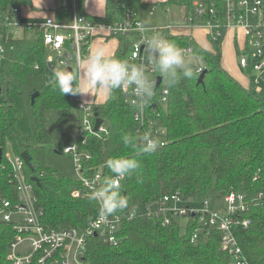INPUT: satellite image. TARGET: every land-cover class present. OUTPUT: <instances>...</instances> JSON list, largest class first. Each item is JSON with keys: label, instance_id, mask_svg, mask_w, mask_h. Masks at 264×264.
I'll return each mask as SVG.
<instances>
[{"label": "trees", "instance_id": "obj_1", "mask_svg": "<svg viewBox=\"0 0 264 264\" xmlns=\"http://www.w3.org/2000/svg\"><path fill=\"white\" fill-rule=\"evenodd\" d=\"M210 2L217 0H209ZM164 4L186 6L193 13L190 0H165ZM33 7L32 0H0V16L14 7ZM115 0H107L103 16H90L94 22H107L119 16ZM161 36L183 49L192 46L199 62H194V77L181 79L175 86L166 85V103L154 99V117L167 132V143L153 153H144L126 145L124 137H138L133 106L122 89L114 90L105 102L94 104L95 115L102 126L92 134H78L77 143L83 156L85 171L93 176H111L106 167L110 158L133 157L140 168L122 180L121 194L128 207L123 215L118 242L104 235L90 237L85 260L88 264H231L232 256L222 247V231L211 226L199 231L195 242L191 235L196 223L182 228L179 220L164 223L158 212L161 198L179 191L185 201H202L216 193L242 194L245 210L236 215L248 226L238 225L235 233L251 264H264V95L246 87L222 64L223 35H208L211 46L203 47L192 33H173L160 29ZM119 41L114 57L126 61L131 35L113 34ZM0 200H18V181L14 167L7 158L9 148L14 154L28 152L32 168L24 167L26 181L33 186L35 205L43 209L42 221L49 228L84 227L99 214V204L90 199L91 192L80 179L60 175L47 156L55 148L56 136L50 119L64 131L73 111L79 108V95H62L54 81L47 80L46 49L43 34L16 35L8 26H0ZM205 71L198 82L196 69ZM38 95L34 98V94ZM20 96L28 107L33 137L18 127L21 114L14 96ZM79 127V123H78ZM37 176L39 182L33 180ZM80 196H75V192ZM134 213L133 216H130ZM11 225L0 223V264L7 260Z\"/></svg>", "mask_w": 264, "mask_h": 264}, {"label": "built area", "instance_id": "obj_2", "mask_svg": "<svg viewBox=\"0 0 264 264\" xmlns=\"http://www.w3.org/2000/svg\"><path fill=\"white\" fill-rule=\"evenodd\" d=\"M68 0H61L63 6H67ZM71 16L67 20L57 21L47 17L42 21H23L21 8L14 7L10 13L0 16V26L8 25L16 35L22 29L26 34H43L46 49V67L52 72L59 67H68L74 64V57L79 54L84 57L91 50L93 38L97 32L103 31L106 36L113 34L131 35L126 61L142 67L145 74L154 83V95L147 104L140 108L137 106L133 86L126 85L122 88L126 100L133 106V118L137 124V134L148 132L156 136L165 145L167 132L162 123L154 117L158 96L159 102L166 103L169 99V89L166 79L163 77L159 86L158 77L161 76L154 70L149 62V53L144 44L148 35L161 36V31L154 25H150L137 9L127 0H115L119 16L107 22H94L81 11L78 0H72ZM141 28H137V24ZM203 26L214 38L223 35L230 28L242 27L244 29V41L240 65L246 68L253 76L252 83L264 81V0H217L208 4L198 3L190 15H188L179 28L195 29ZM171 28V26L169 27ZM185 52L193 53L192 46L183 48ZM4 48L0 46V52ZM55 57V61L51 60ZM196 71L201 73L203 67ZM79 95V94H78ZM151 104V106H150ZM79 101L81 120L78 134H92L95 131L96 119L94 105ZM104 129V127L100 126ZM99 128V129H100ZM163 137V139H161ZM77 140V139H76ZM74 143L64 147L65 153L73 155L79 179L90 192L98 187L103 179L102 172L90 176L83 167V156L79 144ZM12 163L18 181V200L12 202L8 199L0 200V223L12 226L13 233L8 243L7 260L13 264H88L85 260L87 242L90 237L104 235L106 239L117 243L119 230L122 226L123 215L115 214L107 221L100 218L99 214L84 227L49 228L42 221L43 209L35 205L36 198L32 194L33 186L26 181L24 167L26 166L21 155L11 157L6 155ZM123 179L119 181L121 184ZM75 196H80L76 191ZM227 202V209L220 211L218 207H210L208 199L203 209L193 208L189 200L185 201L179 191L165 194L158 203V212L163 215L164 223L170 224L173 219L179 220L182 228L188 222L196 223L191 235V241L195 242L199 231L211 226L222 231V247L232 256L231 264H251L237 238L235 229L238 225L248 226L249 221H240L237 213L245 210L244 196L230 192L223 196ZM131 213L130 216H133Z\"/></svg>", "mask_w": 264, "mask_h": 264}, {"label": "clouds", "instance_id": "obj_3", "mask_svg": "<svg viewBox=\"0 0 264 264\" xmlns=\"http://www.w3.org/2000/svg\"><path fill=\"white\" fill-rule=\"evenodd\" d=\"M137 28H141L139 23ZM144 44L149 53V62L167 80L170 87L175 86L181 79L194 77V60L174 42L162 36L148 35ZM54 77L63 96L83 95L91 93V89L102 90L110 95L116 89L131 85L137 106L143 108L154 95V83L142 67L114 57L102 46L89 50L84 57L76 54L74 64L56 68ZM124 143L133 147L138 144L144 153H153L162 142L146 132L136 138L126 135ZM106 167L112 175L103 177L99 186L91 189L90 195V199L99 204V216L105 221L128 207L129 200L121 194L119 181L133 175L140 168V163L133 157L118 156L108 159Z\"/></svg>", "mask_w": 264, "mask_h": 264}, {"label": "rangeland", "instance_id": "obj_4", "mask_svg": "<svg viewBox=\"0 0 264 264\" xmlns=\"http://www.w3.org/2000/svg\"><path fill=\"white\" fill-rule=\"evenodd\" d=\"M44 1V0H43ZM163 0H155L150 2L151 4H145L144 6H133L137 9L141 14H146L147 21L152 23L159 29H167L170 27V14L168 10L170 7L164 6L162 4ZM191 4L195 3L200 4H208L209 0H190ZM39 3H42V0H38ZM186 8L182 7L179 4V23H182L184 20ZM44 17H55L52 13H45ZM184 17V18H183ZM56 18V17H55ZM64 16L61 15L56 18L57 21H63L67 19H63ZM186 29V28H185ZM173 30V28L171 29ZM185 32H190L189 30H185ZM19 35L22 36L25 32L20 29ZM101 33H104L101 31ZM192 35L195 37L197 42L201 44L203 47L209 48L211 46L210 41L208 40V34L204 31L203 26H199L195 28ZM235 36H238L236 38ZM244 37H242V27H234L228 29L224 33L223 44H222V64L223 66L232 73L242 84L246 87H250V83L253 81V76L251 73L244 67L240 65V58L242 55V46L245 43ZM112 39V38H110ZM192 57L195 63L199 62V58L196 53H186ZM51 60L55 61V57L51 56ZM47 80L54 81V72L50 69H47ZM254 88L260 91L264 95V81L259 83H254ZM15 105L20 108L21 114L18 120V127L22 131V133L26 135H31L33 137V130L31 124V118L29 114V110L23 99L15 95ZM81 120V114L77 112V110L73 111L72 116L69 118L68 124L63 131L60 124L56 121V114H52L50 119L51 128L55 132L56 141L55 148L53 151H50L47 159L51 166L57 170V172L67 178L79 179L76 163L74 157L70 153H65L63 151L64 147L68 144H72L75 142L78 135V123ZM163 139V137L161 138ZM13 157L15 154L12 152L11 148H9L7 155ZM210 207H218L220 211H225L227 209V202H225L223 196L219 197L214 193L208 198ZM189 205L193 208L203 209L206 207L207 203L197 199L190 198Z\"/></svg>", "mask_w": 264, "mask_h": 264}, {"label": "crops", "instance_id": "obj_5", "mask_svg": "<svg viewBox=\"0 0 264 264\" xmlns=\"http://www.w3.org/2000/svg\"><path fill=\"white\" fill-rule=\"evenodd\" d=\"M155 0H127V2L132 6H144L145 4H151L150 2ZM165 0L162 1V4L164 6L170 7L168 10L170 14V26L172 29L171 32L173 33H190L193 32L195 29H189V28H179V3L175 4H164ZM33 7L25 5L21 7L22 10V20L23 21H42L45 19L44 15L45 13H52L56 18L63 15V19H69L71 16V9L73 7V1L68 0L66 5L63 6L61 0H42V3H39L38 0H32ZM210 2V1H209ZM154 3V2H152ZM155 4V3H154ZM198 3H195L194 5L191 4L193 7V11ZM78 5L82 12L86 13L90 16H103L106 13L107 8V0H78ZM182 7H185V5L180 4ZM192 11V12H193ZM144 16V19L146 22L150 25H153L152 23H149L146 18V14L142 13ZM190 15V14H189ZM187 15V9L185 11L184 17L186 18ZM52 17V18H55ZM183 17V18H184ZM47 18V17H46ZM55 18V19H56ZM184 18V19H185ZM184 21V20H183ZM182 21V22H183ZM185 30H189L190 32H185ZM204 31L209 35L207 30L204 28ZM207 35V36H208ZM238 38V36H235ZM242 37H244V29L242 28ZM112 38V39H110ZM244 39V38H243ZM209 40V39H208ZM98 46H102L105 51L113 56L118 51L119 41L116 37L106 36L104 33H101V31L97 32L96 36L93 38L91 49H95ZM241 82V81H240ZM88 89H86L87 91ZM109 94H105L102 90H96L91 89V93L87 94H79L80 101L84 103L89 104H97L105 102L108 98Z\"/></svg>", "mask_w": 264, "mask_h": 264}, {"label": "water", "instance_id": "obj_6", "mask_svg": "<svg viewBox=\"0 0 264 264\" xmlns=\"http://www.w3.org/2000/svg\"><path fill=\"white\" fill-rule=\"evenodd\" d=\"M205 71H206V70H205ZM205 71H203V72L199 75L198 82H203V80H204V75H205ZM162 80H163V77H162V76H159V77H158V83H157V86L160 85V83L162 82ZM37 95H38V93L34 94V96H33V100H34V98H35ZM96 116H97V115H96ZM102 123H103V119H101V118H99V117L97 116V119H96V125H95V131H98V130H99V128H100V126H101ZM21 156H22V158L24 159L25 164H26L28 167L32 168V170H34L33 167H32V165H31V156H30V154H29L28 152H23V153L21 154ZM2 159H3V150L0 148V163H1ZM33 180L36 181V182H39V178H38L37 176L33 177Z\"/></svg>", "mask_w": 264, "mask_h": 264}]
</instances>
